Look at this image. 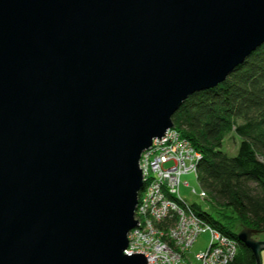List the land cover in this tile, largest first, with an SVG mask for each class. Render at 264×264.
Returning a JSON list of instances; mask_svg holds the SVG:
<instances>
[{"label": "water", "instance_id": "obj_1", "mask_svg": "<svg viewBox=\"0 0 264 264\" xmlns=\"http://www.w3.org/2000/svg\"><path fill=\"white\" fill-rule=\"evenodd\" d=\"M263 43L264 0H0V264H147L141 153Z\"/></svg>", "mask_w": 264, "mask_h": 264}, {"label": "trees", "instance_id": "obj_2", "mask_svg": "<svg viewBox=\"0 0 264 264\" xmlns=\"http://www.w3.org/2000/svg\"><path fill=\"white\" fill-rule=\"evenodd\" d=\"M171 120L201 155L196 181L222 221L184 203L204 223L237 242L233 264H255L237 233L242 228L264 232V43L224 82L188 96ZM231 132L240 138L233 157L221 150Z\"/></svg>", "mask_w": 264, "mask_h": 264}, {"label": "built area", "instance_id": "obj_3", "mask_svg": "<svg viewBox=\"0 0 264 264\" xmlns=\"http://www.w3.org/2000/svg\"><path fill=\"white\" fill-rule=\"evenodd\" d=\"M200 158L201 155L175 129L167 130L160 140L152 141L150 149L143 153L139 165L145 185L136 208L137 215L142 216L143 220H137L136 228L141 235L140 240H143L141 244L144 249H126V255L143 254L147 264L232 263L237 242L214 230L209 247L206 251L195 254L193 259L184 258L185 253L173 250L169 244L162 241L164 236H170L184 251L201 231L210 229L178 195L182 177L191 175L197 180L196 166ZM184 184L188 186V183ZM203 195L204 193H201V196ZM151 213L152 221L158 223V226L154 227L147 217ZM175 216L176 219L179 216L177 221ZM169 222L175 223L172 225ZM147 227L150 230H147ZM133 240L130 238L128 242L132 243Z\"/></svg>", "mask_w": 264, "mask_h": 264}, {"label": "rangeland", "instance_id": "obj_4", "mask_svg": "<svg viewBox=\"0 0 264 264\" xmlns=\"http://www.w3.org/2000/svg\"><path fill=\"white\" fill-rule=\"evenodd\" d=\"M170 129H175L174 128V125H173V128H170ZM169 130V129H168ZM177 131V130H176ZM178 132V131H177ZM181 135V134H180ZM182 137V136H181ZM183 138V137H182ZM185 139V138H184ZM154 140V139H153ZM152 140V141H153ZM187 140V139H186ZM188 141V140H187ZM189 142V141H188ZM190 143V142H189ZM239 143H240V138L233 132L229 133L224 141H223V144H222V147H221V150L222 152H224L225 154H227L228 156H235L237 154V150H238V146H239ZM191 144V143H190ZM193 147V146H192ZM150 149V147L147 149V150H144L141 155H140V159H139V165H140V161L142 159V156H143V153H145L146 151H148ZM195 150V149H194ZM196 151V150H195ZM139 169L140 166H139ZM196 169H197V166H196ZM141 171V170H140ZM142 174V172H141ZM197 175V174H196ZM143 179V178H142ZM184 183H188V186H186ZM144 185V184H143ZM144 188V186H143ZM142 188V189H143ZM142 191V190H141ZM139 191V193H143L144 191ZM138 193V194H139ZM201 193H204L203 196H201ZM178 195L180 196V198H182L187 204L189 205H195L197 206L200 210L204 211V212H207L214 220L216 221H222V219L220 218V216L214 211L213 209V202L211 201L210 197L205 193V191H203L201 189V187L199 186L198 182L196 181V179H194L191 175H186L184 177H182L181 179V184H180V187H179V192H178ZM140 200V196L137 198V203L138 201ZM193 210V209H192ZM194 211V210H193ZM137 211L135 210V213H134V219L135 221L139 220H143L141 219L142 216H138ZM143 212V211H141ZM148 218H150V220L152 221V213L151 215H148L147 216ZM177 216H175V219H176ZM179 218V216H178ZM178 218L176 219V221L178 220ZM153 222V225L154 227L155 226H158V223H156L155 221H152ZM163 223V222H161ZM170 224L174 225L175 222H169ZM206 224V223H205ZM160 226V225H159ZM206 226L210 229H204V231H201L198 236L196 237V239L194 240V242L188 246L184 251H182V246L180 244H176L175 242H173L174 240H172L173 238H171L170 236H164L163 237V242L169 244V246L175 250L177 249L178 251L180 250L181 252H183L182 254L185 253V255H183L184 258L186 259H189V258H192L194 257L195 254H197L198 252H204L206 251V249L209 247V244H210V241H211V238H212V231H216V229H214L213 227H211L210 225L206 224ZM162 228H165V227H162ZM147 230H150L148 227L146 228ZM148 232V231H147ZM211 232V233H210ZM218 232V231H217ZM129 233L131 234V236L129 237ZM127 235V241H129L130 238L134 239L132 241V243L130 242H127V248L128 250H136V248L138 250H140V247L141 249L143 250L144 249V245L141 244V242H143V240H140L141 239V235L138 231V228H136V226L130 231ZM150 233V231H149ZM219 233V232H218ZM221 234V233H220ZM151 235V234H150ZM222 235V234H221ZM224 236V235H223ZM129 237V238H128ZM226 237V236H225ZM255 239L257 240H262L264 241V232L263 233H258V235H256L254 237ZM133 245V246H132ZM127 250V251H128ZM126 251V250H125ZM124 251V252H125ZM237 252H238V244H237V247H236V255L235 257L237 256ZM143 255V254H141ZM129 256V255H128ZM234 257V259H235ZM146 259V258H145ZM234 259L232 261L231 264H233L234 262ZM147 262V261H146ZM260 262L261 264H264V250L261 251L260 253Z\"/></svg>", "mask_w": 264, "mask_h": 264}]
</instances>
